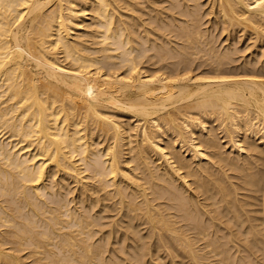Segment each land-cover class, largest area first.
Wrapping results in <instances>:
<instances>
[{"label": "bare ground", "instance_id": "1", "mask_svg": "<svg viewBox=\"0 0 264 264\" xmlns=\"http://www.w3.org/2000/svg\"><path fill=\"white\" fill-rule=\"evenodd\" d=\"M0 264H264V0H0Z\"/></svg>", "mask_w": 264, "mask_h": 264}, {"label": "rangeland", "instance_id": "2", "mask_svg": "<svg viewBox=\"0 0 264 264\" xmlns=\"http://www.w3.org/2000/svg\"><path fill=\"white\" fill-rule=\"evenodd\" d=\"M222 40V39H221ZM242 43V42H241ZM222 44H224V43H222ZM249 52V51H248ZM249 54V53H248ZM245 55H246V53H245Z\"/></svg>", "mask_w": 264, "mask_h": 264}]
</instances>
